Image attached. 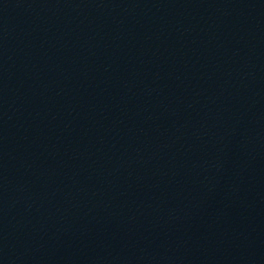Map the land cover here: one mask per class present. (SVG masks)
<instances>
[{
  "label": "water",
  "instance_id": "1",
  "mask_svg": "<svg viewBox=\"0 0 264 264\" xmlns=\"http://www.w3.org/2000/svg\"><path fill=\"white\" fill-rule=\"evenodd\" d=\"M0 264H264V0H0Z\"/></svg>",
  "mask_w": 264,
  "mask_h": 264
}]
</instances>
